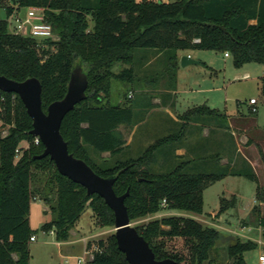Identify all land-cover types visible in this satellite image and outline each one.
I'll return each mask as SVG.
<instances>
[{
    "label": "trees",
    "instance_id": "16d2710c",
    "mask_svg": "<svg viewBox=\"0 0 264 264\" xmlns=\"http://www.w3.org/2000/svg\"><path fill=\"white\" fill-rule=\"evenodd\" d=\"M5 1L0 0V8L7 18L15 11L43 9L45 20L60 40L44 41L46 48L39 50L35 39L13 34L7 20L0 21V76L16 82L37 79L46 113L52 103L65 97L76 62L85 68L86 99L66 115L61 135L75 158L101 177L116 178V195L129 191L125 205L131 223L166 209L201 215L206 188L230 176L255 182L256 200L264 204V186L238 152L228 118L206 106L194 107L177 120L169 118V134H149L153 141L138 156L116 158L129 147L120 128L140 129L149 122L155 95L144 91L163 82L169 93L162 98H174L178 51H217L228 53L236 67L249 63L264 66V0H9L14 7L6 6ZM162 54L163 71L155 74L151 61ZM117 64L128 67L115 73ZM115 82L127 86L121 95L124 104L112 102ZM262 83L264 92V77ZM137 90L147 98L148 109L143 115L127 106L136 99H128L129 92ZM0 120L14 125L8 137L0 139V264H30V239L35 232L29 216L34 197L44 201L53 215V220L42 226L43 231L54 232L59 242L69 240L70 231L88 209L97 227L115 228L114 212L103 198L87 195L84 187L62 176L49 157L37 159L44 145L41 141L34 144L33 122L18 95L0 90ZM204 129L209 131L208 138L189 150L185 144L193 132ZM213 135L219 137L217 148L209 154L204 143ZM24 142L29 147L17 159L16 150ZM182 148L185 154L176 155ZM104 153H109L110 159L103 160ZM160 158L165 167L161 172L153 169ZM224 158L228 160L225 166L221 165ZM163 200L167 201L165 208ZM259 225L264 238L261 215ZM135 228L159 261L172 259L183 264L182 256L164 253L161 245H154L158 238H183L195 242L188 264H213L210 251L218 238L216 229L192 218L172 216ZM97 248L90 264H129L114 233L98 241ZM256 248L254 242L238 241L229 248L232 262L228 264H246L243 254Z\"/></svg>",
    "mask_w": 264,
    "mask_h": 264
},
{
    "label": "rangeland",
    "instance_id": "374dc122",
    "mask_svg": "<svg viewBox=\"0 0 264 264\" xmlns=\"http://www.w3.org/2000/svg\"><path fill=\"white\" fill-rule=\"evenodd\" d=\"M155 1L173 3L177 0ZM5 5L14 7L9 0L5 1ZM25 13V11L21 13L15 11L11 17L7 18L5 10L0 8V21L7 20L9 29L13 30V27L17 25L15 19L19 16L24 17ZM54 37L55 41L53 42L60 40L55 33ZM178 54L180 60L187 56L196 62V64L186 67H182L179 63L176 104L178 114H184L194 107L206 106L220 114L228 115L232 121L229 131L234 133L239 150L251 162L259 179L263 177L264 165L261 153L264 155V92L262 83L264 66L249 63L242 67H236L232 58H225L224 53L217 51L189 49L180 50ZM164 63L165 56L163 54L151 61L155 74L163 71ZM78 65L81 64L77 61L75 67ZM127 67L124 64H117L113 71L119 73ZM82 69L86 73L85 68L82 67ZM162 84L163 82L158 84L155 90L161 88L160 85L163 86ZM126 88L127 86L120 82L114 83L113 103H125L121 95ZM151 90L154 88L149 87L144 93L151 96L153 95ZM133 94L136 99L130 104L128 103L127 106H133L138 115H143L148 109L147 98L141 96L139 90L133 91ZM250 99L258 101V113L256 115L249 111ZM148 127L149 124L147 123L140 129L121 127L129 142V147L116 158L123 160L138 156L153 141L149 134L154 135V133ZM167 134L169 131L158 136ZM218 138L213 135L210 141H205V148H209L211 151L216 150ZM250 140L252 144H250ZM227 144L229 145L228 142ZM25 145V143H21L19 147H25ZM166 149L168 147L161 150L158 156L163 155ZM101 158L107 160L110 159V155L109 153L103 154ZM161 161L160 158L158 164L153 166L154 170L159 172L165 170V167L160 165ZM256 189L255 182L243 177L230 176L214 182L206 188L203 194V213L201 215L166 209L161 212V216H156L157 218L151 216L132 224L134 227H141L147 224L149 220L170 216L192 218L204 227L216 229L218 232V238L210 251V260L213 261V264L232 262L229 248L238 241L242 243L251 241L257 244L256 249L243 254L246 264H257L259 253L264 252L263 230L259 225V216L264 217V204L257 202ZM43 203L40 200L33 202L31 206V228L35 232L36 241L30 244V264H78V258L84 257V249L97 248L98 241L105 240L114 233L112 228L97 227L94 216L88 209L72 229L74 234L69 241L73 243L69 245L60 244L54 232L47 233L42 229L45 223L53 220L50 211L44 212L42 210ZM192 243L195 242L183 238H158L154 241V245L162 246L164 253L182 256L184 258L183 264H188L190 261Z\"/></svg>",
    "mask_w": 264,
    "mask_h": 264
},
{
    "label": "water",
    "instance_id": "95a60500",
    "mask_svg": "<svg viewBox=\"0 0 264 264\" xmlns=\"http://www.w3.org/2000/svg\"><path fill=\"white\" fill-rule=\"evenodd\" d=\"M180 63L182 67L196 64L187 56L182 57ZM87 89L88 76L81 65H78L71 73L65 97L52 103L45 113L42 109V86L37 79L16 82L0 76V90L20 97L33 122L31 135L39 138L44 145V152L37 159L49 157L62 176L84 187L87 195H99L114 212L115 239L119 250L125 254L127 262L129 264H176L172 259L157 260L149 243L131 223L125 205L129 191L122 196L116 195L113 188L116 178L99 176L84 161L69 153L68 145L61 135V126L66 115L86 99Z\"/></svg>",
    "mask_w": 264,
    "mask_h": 264
},
{
    "label": "built area",
    "instance_id": "2783aa9c",
    "mask_svg": "<svg viewBox=\"0 0 264 264\" xmlns=\"http://www.w3.org/2000/svg\"><path fill=\"white\" fill-rule=\"evenodd\" d=\"M25 16L15 19L16 26L12 29H9L15 35L21 36H29L37 41V48L39 50H44L46 48L43 45L44 41L51 40L55 41L53 28L51 24H49L45 20L44 10L40 8H29L25 11ZM195 43H198L199 40H195ZM225 58H229V54L225 53ZM134 97L133 93L128 94V99H132ZM249 111L251 114L256 115L258 113V101L255 99H250L248 103ZM13 124H6L5 122L0 120V139H4L8 137L10 133V129L13 127ZM25 147H19L16 150V158L18 159L23 149H27L29 147L28 142H24ZM40 139L35 137L34 144L39 145ZM167 205V201H162V206L165 208ZM36 241L35 236L31 237L30 242ZM98 251V248L92 247L91 249L84 250V257L78 258V264H90L94 260V255ZM257 264H264V252L259 253L257 258Z\"/></svg>",
    "mask_w": 264,
    "mask_h": 264
},
{
    "label": "crops",
    "instance_id": "0c3cea01",
    "mask_svg": "<svg viewBox=\"0 0 264 264\" xmlns=\"http://www.w3.org/2000/svg\"><path fill=\"white\" fill-rule=\"evenodd\" d=\"M178 58H179V63H180V56L178 54ZM178 76V75H177ZM264 77V76H263ZM163 86L160 85L161 88H159L158 90H151V92L153 93L154 98L152 100V105L154 106V108L152 110H150L149 112V130H152L154 132V135L156 134H161V133H165L169 130V126L170 124L167 123L169 121V118L170 119H173V120H177V117L179 115H182V114H178L177 112V93H178V82H177V89L176 91L173 93L174 94V98H170L169 96L165 97V98H162L164 94L166 93H169L165 87H164V83L162 84ZM135 98V95L132 99ZM226 115V114H225ZM226 117L228 118V121L229 123L232 122L231 119L229 118L228 115H226ZM231 117V116H230ZM256 123V122H255ZM256 125V124H255ZM258 127V126H256ZM121 132L124 134V131L123 129H121ZM264 132V131H263ZM209 134V131L208 129H204L202 132H197V130H195L193 132V135L190 137V140L189 142H186V147L189 149V150H194V147L196 146L197 142L198 141H202V140H205L208 138V135ZM125 136V134H124ZM232 136L236 142V145H237V148H238V152L241 153V151L239 150V147H238V143L235 139V135L234 133L232 132ZM126 138V137H125ZM126 141H127V138H126ZM127 144L129 145V142L127 141ZM208 152L211 151V149H206ZM186 152V149H179V150H176V155L178 156H182L184 155ZM210 153H213V151H211ZM104 154H107V153H104ZM242 154V153H241ZM243 155V154H242ZM244 156V155H243ZM247 160L248 158L246 156H244ZM249 162V160H248ZM251 164V162H249ZM228 164V160L226 158L222 159V162H221V165H227ZM252 165V164H251ZM253 167V166H252ZM254 168V167H253ZM255 170V169H254ZM256 172V171H255ZM258 176V175H257ZM263 177H258L259 179V182L261 183V185L264 186V172H263ZM262 178V179H261ZM37 201H40L39 198L37 197H34L32 202H31V206H32V203L33 202H37ZM43 203V201H42ZM43 207H42V210L44 212H48L50 211L49 210V207L45 204V202L43 203ZM30 211H31V208H30ZM159 217L161 216V213L155 215V216H152L153 217ZM156 217V218H157ZM29 222H30V226H31V213H30V216H29ZM74 232L73 230L70 231V237H69V240L70 238L73 236ZM67 241V242H60V244H64V245H69L73 242L71 241ZM35 242V241H34ZM30 244H32V242H30ZM85 250V249H84ZM31 253V252H30Z\"/></svg>",
    "mask_w": 264,
    "mask_h": 264
}]
</instances>
